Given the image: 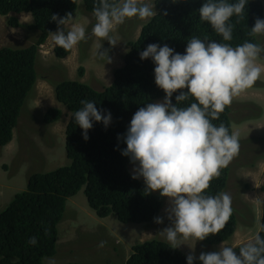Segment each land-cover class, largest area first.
<instances>
[{
    "label": "trees",
    "instance_id": "trees-1",
    "mask_svg": "<svg viewBox=\"0 0 264 264\" xmlns=\"http://www.w3.org/2000/svg\"><path fill=\"white\" fill-rule=\"evenodd\" d=\"M79 0H0V16L28 13L32 23L26 27L36 30L38 36L29 45L12 48H0V151L13 139V130L29 92L32 90L37 72L35 65L39 47L55 33L57 22L53 15L64 18L71 13L74 17ZM84 12L96 23L93 15L97 0H81ZM121 0H119L120 2ZM205 0H154L157 16L141 26L135 41L128 43L123 65L113 73V81L102 89L65 80L54 88L56 100L69 112L70 117L65 129V152L69 164L45 173H33L29 176L26 189L14 195L9 205L0 211V264H43L45 257L56 253L57 226L63 219L67 198L81 189L85 194L89 208L99 218L115 216L122 224L152 223L149 226L162 231L168 224L155 223L163 208L161 196L146 191V185L139 179H133L128 168V158L122 155L127 145L124 142L127 130L134 114L154 100L165 97L163 90L155 84V64L151 58L140 59V53L149 44H167L175 52L184 54L188 41L192 37L201 40L229 43L232 47L245 41L261 45L258 36H251L257 18L263 19L262 0H248L244 18L233 16V39L224 41L211 25L200 19L199 8ZM229 3L235 0H228ZM166 13V14H165ZM8 24L20 27L17 17L10 16ZM124 34H126L124 32ZM108 43V42H107ZM55 54L65 57L67 52L57 47ZM82 71V69H80ZM174 93L173 104L176 103ZM82 100L95 102L98 110L111 113V122L107 128L103 123L93 121V127L83 138V130L74 119V113L80 110ZM194 99L179 104L187 107ZM247 105V104H246ZM244 105V106H246ZM229 105L212 120L215 126L224 124L232 133V109ZM243 106V107H244ZM62 116L58 108H49L43 115L45 124H53ZM256 115L240 117V122L255 120ZM119 137V139H118ZM249 144L241 141L238 151L241 166L252 168L260 159H264V139H252ZM236 155V156H237ZM230 164V162H229ZM229 164L221 168L219 177L210 182L205 195H218L227 188ZM5 169V166H3ZM244 185L243 189H247ZM264 191V187H262ZM262 222L264 226V198L262 200ZM233 210V209H232ZM154 222V223H153ZM238 220L232 211L229 221L219 234L210 235L202 241L204 245L216 246L229 240L237 228ZM47 232V234H45ZM264 237V231H259ZM31 237L37 238L36 245L28 243ZM151 239L132 247V253L120 264H187V254L180 249H172L167 241ZM234 250L238 253L240 247ZM84 264V263H66ZM194 264H201L198 257Z\"/></svg>",
    "mask_w": 264,
    "mask_h": 264
},
{
    "label": "clouds",
    "instance_id": "clouds-1",
    "mask_svg": "<svg viewBox=\"0 0 264 264\" xmlns=\"http://www.w3.org/2000/svg\"><path fill=\"white\" fill-rule=\"evenodd\" d=\"M248 0H205L199 8L200 19L209 23L224 41L233 39V16L237 23L244 18ZM154 0H97L93 8L96 23L92 27L95 37L106 40L112 46L117 39L112 35L126 19L148 21L157 16ZM166 14V13H165ZM58 25H67L72 14L64 18L53 15ZM54 44L70 51L85 41L83 26L73 25L67 32L58 27L49 33ZM250 35H264V19L257 18ZM264 53V46L245 41L232 47L229 43L201 40L192 37L184 54L175 52L167 44H149L140 53L141 60L149 58L155 64V84L163 90V102L149 103L141 107L131 119L126 136L127 147L122 155L130 157L134 168L133 179L143 178L147 192H159L169 201L165 210L170 226L159 235L172 249L185 245V241H203L219 234L232 214L231 196L221 192L205 195L213 178L219 177L238 154V133H229L224 124L215 126L211 121L219 119L235 96L252 88L260 79L264 67L257 61ZM100 59L111 63L107 52H98ZM174 93L176 103L173 104ZM194 99L187 107L178 105ZM83 107L74 113L75 122L83 130L87 141L93 121L107 126L111 113L98 110L95 102L82 100ZM119 139V137H118ZM162 224L163 218H155ZM264 231V226H261ZM259 230V231H260ZM257 232L250 242L240 247L221 245L219 251L201 252V264H264V237ZM47 234V232L45 233ZM36 245L37 238L28 241ZM106 242L99 245L103 247ZM196 257L187 256V264H194ZM54 264V262H53Z\"/></svg>",
    "mask_w": 264,
    "mask_h": 264
},
{
    "label": "rangeland",
    "instance_id": "rangeland-1",
    "mask_svg": "<svg viewBox=\"0 0 264 264\" xmlns=\"http://www.w3.org/2000/svg\"><path fill=\"white\" fill-rule=\"evenodd\" d=\"M262 1L264 6V0ZM83 8V2L79 0L73 20L61 29L67 32L73 25L83 26L87 37L85 41L67 51L63 58L56 56L57 46L51 36L39 47L35 84L21 109L12 141L0 151V211L9 205L15 194L26 189L31 174L49 172L69 164L65 152V129L70 112L56 100V84L70 80L85 83L95 89L109 86L113 81L114 71L123 65L124 56L129 51L128 43L137 39L141 26L146 22L138 18L126 19L112 33L117 39V44L112 46L108 41L93 35L94 22ZM10 16L19 19L20 27L9 26ZM32 21L28 13L0 16V48H19L32 44L38 36L36 30L26 29ZM259 40L261 46H264V35H259ZM105 51L111 63L107 59H100L98 52ZM258 62L264 64V53ZM258 80L264 83V76L261 74ZM260 89H264V84ZM248 91L256 92L253 87L249 88L235 96L230 104L233 119L239 121L232 122V133H238L239 145L241 141L250 144L252 139H264V103L258 107L248 105L251 102L256 105L251 97L245 95ZM164 98L151 103L163 102ZM256 100L260 102V99ZM49 108H58L62 112L61 118L53 124L43 122V115ZM259 110V118L240 122V117L256 115ZM253 143L254 141L252 145ZM240 161L241 157L238 155L231 159L227 188L224 190V193L231 196V207L237 215L238 224L234 234L229 240L216 246L204 245L202 241H185V245L178 248L185 254L199 257L201 252L219 251L222 244L235 248L250 242L261 229L264 159H260L252 168L238 167L241 166ZM136 167L138 165H134L128 158V168L133 175ZM139 180L144 183L142 177ZM244 185H248V188L243 189ZM153 193L161 196L159 192ZM162 199L164 205L158 217L163 218V223L169 227L170 221L165 210L170 205L167 198ZM149 224L152 223L122 224L113 215L99 218L89 208L81 189L67 198L63 219L57 226L56 253L52 257H45L43 264H120L132 253L134 245L164 238L159 235L161 231ZM161 240L166 241L165 238ZM102 241L106 243L100 247Z\"/></svg>",
    "mask_w": 264,
    "mask_h": 264
},
{
    "label": "crops",
    "instance_id": "crops-1",
    "mask_svg": "<svg viewBox=\"0 0 264 264\" xmlns=\"http://www.w3.org/2000/svg\"><path fill=\"white\" fill-rule=\"evenodd\" d=\"M263 19H264V17H263ZM70 24V23H69ZM69 24H67V25H69ZM65 26L66 25H64L63 26V28H65ZM258 64L259 65H261L262 67H264V64L261 62H258ZM262 76H264V72H262ZM261 78V77H260ZM251 91V90H250ZM250 91H248V92H246L245 93V95L246 96H249V97H251V99L253 100V101H255V103H258V104H261V103H264V89H260V91H256L255 93H253V92H250ZM245 97V96H244ZM256 99H260V102H258ZM244 122V121H243ZM232 131H233V129H232ZM1 199V198H0ZM229 246V245H228Z\"/></svg>",
    "mask_w": 264,
    "mask_h": 264
},
{
    "label": "flooded vegetation",
    "instance_id": "flooded-vegetation-1",
    "mask_svg": "<svg viewBox=\"0 0 264 264\" xmlns=\"http://www.w3.org/2000/svg\"><path fill=\"white\" fill-rule=\"evenodd\" d=\"M262 84H264L262 81H260V80H257L256 81V83L253 85V89H255L256 91H260V86H262ZM254 103H252L251 102V104H248V105H251V106H256V107H258L259 106V104L258 103H256V105L254 104Z\"/></svg>",
    "mask_w": 264,
    "mask_h": 264
},
{
    "label": "bare ground",
    "instance_id": "bare-ground-1",
    "mask_svg": "<svg viewBox=\"0 0 264 264\" xmlns=\"http://www.w3.org/2000/svg\"><path fill=\"white\" fill-rule=\"evenodd\" d=\"M129 161H130V157H129Z\"/></svg>",
    "mask_w": 264,
    "mask_h": 264
}]
</instances>
